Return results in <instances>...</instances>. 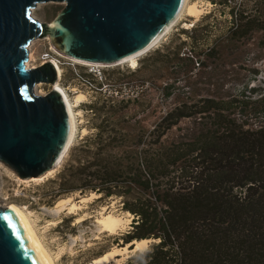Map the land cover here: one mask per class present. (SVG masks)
Wrapping results in <instances>:
<instances>
[{
  "label": "trees",
  "instance_id": "trees-1",
  "mask_svg": "<svg viewBox=\"0 0 264 264\" xmlns=\"http://www.w3.org/2000/svg\"><path fill=\"white\" fill-rule=\"evenodd\" d=\"M207 1L212 8L190 28L137 67L104 77L116 93L88 103L91 131L41 185L51 203L75 191L119 197L132 217L114 243L155 239L122 264H264V78L208 95L198 94L196 80L252 33L264 46V0ZM73 76L99 94L105 84L90 72ZM153 87L173 101L148 123L159 103L142 95ZM188 88L192 96H184ZM181 120L188 126L171 136Z\"/></svg>",
  "mask_w": 264,
  "mask_h": 264
},
{
  "label": "water",
  "instance_id": "water-1",
  "mask_svg": "<svg viewBox=\"0 0 264 264\" xmlns=\"http://www.w3.org/2000/svg\"><path fill=\"white\" fill-rule=\"evenodd\" d=\"M48 1L63 2L48 23L31 16L36 3ZM182 2L0 0V162L20 179L38 177L52 169L69 146L70 118L54 87L58 74L53 62L26 66L32 39L47 35L59 54L79 62L115 64L147 50ZM38 82L50 89L34 93ZM0 264H46L22 219L7 207H0Z\"/></svg>",
  "mask_w": 264,
  "mask_h": 264
},
{
  "label": "rangeland",
  "instance_id": "rangeland-1",
  "mask_svg": "<svg viewBox=\"0 0 264 264\" xmlns=\"http://www.w3.org/2000/svg\"><path fill=\"white\" fill-rule=\"evenodd\" d=\"M187 4V7L183 9V12L180 13L170 28L152 46L135 56L133 66L128 61H122L109 65L94 64V68L91 69L90 64L77 63L71 60L72 58L59 54L51 46L47 35L34 38L29 42L27 45V56L29 57L31 54L32 57L25 61L26 66H37L47 59L53 58L57 61L60 68L56 83L69 99L75 121L74 135H72L73 138L70 141V145L91 131L89 129L91 112L87 108L88 103L93 102L101 94L106 96L112 92L116 93L112 87L107 86L104 77L117 75L118 73L116 74L113 71L115 69L123 71L126 67L130 69L137 67L139 58L162 43L168 42L181 28H190L201 15L212 8L207 0H187ZM190 5H194L198 9L197 14L191 15L188 12L187 9H189ZM62 6L63 2L59 1L38 2L30 9V14L38 21L48 23L54 17L55 11L61 9ZM225 17L227 16H222V19ZM226 25V20L218 23V26L221 27ZM216 32L218 33V31ZM180 37L186 38L187 34L181 33ZM232 50H234V53L231 56H225L223 52L221 59L213 60L209 74L204 73L196 77L199 95H208L212 92L215 93V91L219 93L225 90L230 83H236L237 85L241 84V82H247L249 86L255 85L264 78V46L260 43L259 33H252L242 42V45L236 46ZM95 69H99V73L97 71L90 72V70ZM83 71L93 73L98 79L105 82L102 85L100 94L73 76L76 72ZM180 78L181 74L172 76V81L175 80V87L180 85L178 81ZM145 86L142 84L134 89H143ZM49 89L50 85L42 82L35 83L33 86V91L37 94H45ZM129 90L130 87L121 86L119 91L122 94H126ZM187 90L188 92L184 93V96H192L194 88H188ZM78 95H82L81 99L79 98L80 100H76ZM147 97H151L153 102H158L160 107V111L159 107L156 110H152V112L149 111L147 122L152 123L161 111L170 105L173 99L163 101L156 87L143 92L142 98L148 99ZM188 124L187 120H181L170 131L171 136L183 131V128L188 126ZM64 156L65 153L63 154ZM63 157L47 175L42 176V178L39 176L29 177L31 179L18 178L12 170L0 162V205L7 207L14 204L22 210L24 209V214L28 217L42 246L49 253L53 264H98L95 260L103 255L114 252L117 248H126L128 244L122 247L119 246L120 239H118V243H114L113 240L129 229L132 216L121 209L119 197L113 195L100 197V194H96L93 191L69 192L59 196L58 199L51 203L44 194L46 191L45 187H41V185L45 179L51 177L59 168L63 162ZM72 204L74 205L73 209H71ZM109 213L122 220L121 226L114 230L113 233L104 231L98 224V219L102 215H108ZM148 239H145L147 240L145 249L152 243ZM135 241L129 243L134 245L133 249L111 255L112 259L110 258L109 263L106 264H122L127 255L136 251L137 243ZM119 255L122 256L118 258Z\"/></svg>",
  "mask_w": 264,
  "mask_h": 264
},
{
  "label": "bare ground",
  "instance_id": "bare-ground-1",
  "mask_svg": "<svg viewBox=\"0 0 264 264\" xmlns=\"http://www.w3.org/2000/svg\"><path fill=\"white\" fill-rule=\"evenodd\" d=\"M187 0H183V2H182V5H181V7H180V9H179V11H178V13H177V15L174 17V19L164 28V30L160 33V35L158 36V38H157V40L170 28V26L174 23V21L178 18V16L180 15V13L181 12H183V9L185 8V7H187ZM188 10V12H190V14L191 15H194L197 11H198V9L194 6V5H190L189 6V9H187ZM197 14V13H196ZM156 40V41H157ZM155 41V42H156ZM154 42V43H155ZM153 43V44H154ZM152 44V45H153ZM151 45V46H152ZM155 46V45H154ZM139 54V53H138ZM138 54H135V55H130V56H128L127 58H125V59H123L122 61H128L129 63H130V65H132L133 66V64L135 63V56L136 55H138ZM142 55V54H141ZM32 56H31V54H30V56L28 57V58H31ZM64 57V56H63ZM71 59V58H70ZM52 62H53V64H54V66H55V68H56V71H57V74H58V76H59V74H60V68H59V66H58V64H57V61L55 60V59H50ZM71 60H73V61H75V62H77V63H81V64H87V63H83V62H79V61H77V60H75V59H71ZM122 61H120V62H122ZM89 64H91V63H89ZM94 65V64H93ZM96 65V64H95ZM54 87L61 93V95H62V97H63V100H64V102H65V104H66V106H67V110H68V113H69V118H70V124H71V132H70V136H69V138H68V143H69V145H70V141H71V139L73 138L72 137V135H74L73 134V132H74V117H73V113H72V109H71V103L69 102V99L67 98V96H66V94H65V92H63V90L58 86V84L57 83H55L54 84ZM81 97H82V95H78L77 97H76V100H78L79 98L81 99ZM79 99V100H80ZM67 151V150H66ZM66 151L64 152V153H66ZM61 160V159H60ZM59 160V161H60ZM59 161L56 163V165L59 163ZM50 171H52V169H50V170H48V171H46L44 174H42V175H40L39 177H41L42 178V176H45V175H47ZM31 178H34V177H31ZM31 178H29V179H31ZM92 195H94V194H92ZM86 200V199H85ZM63 201V200H62ZM60 206V205H59ZM0 207H2L1 205H0ZM73 207H74V205L72 204V206H71V209H73ZM7 208H11L12 210H14L16 213H17V215L22 219V221L24 222V224H25V226H26V228H27V231H28V233H29V235H30V237L32 238V240L34 241V243H35V245H36V247H37V249L39 250V252H40V254H41V256L43 257V259L45 260V262H46V264H53V261H52V259H51V257H50V255H49V253L44 249V247L42 246V244H41V242H40V240H39V238H38V236L36 235V233H35V231L33 230V227H32V225H31V223H30V221H29V219H28V217L24 214V212H23V210L19 207V206H17V205H14V204H11V205H9V206H7ZM98 224H100V226H101V228L104 230V231H107V232H114V230H116L117 228H119V226H121V224H122V220H121V218H119V217H117V216H115V215H113V214H111V213H109L108 215H102V217L100 218V219H98ZM124 224V223H123ZM118 231V230H117ZM146 241L147 240H141V241H135L137 244H136V249L135 250H140V251H142V250H144L145 249V245H146ZM132 245V248L131 249H133L134 248V245L133 244H131ZM131 249H129V250H131ZM125 251H127V249L126 248H122V249H118L117 248V250H115L114 252H111V253H108V254H105V255H103L102 257H100L99 259H97V260H95V262H97L98 264H106V263H109V260H110V258H111V255H114V254H120V253H124ZM112 259V258H111Z\"/></svg>",
  "mask_w": 264,
  "mask_h": 264
},
{
  "label": "built area",
  "instance_id": "built-area-1",
  "mask_svg": "<svg viewBox=\"0 0 264 264\" xmlns=\"http://www.w3.org/2000/svg\"><path fill=\"white\" fill-rule=\"evenodd\" d=\"M87 64H89V63H87ZM90 67L92 69V68H94V65L93 64H90ZM95 71H97L99 73V69L90 70V72H95Z\"/></svg>",
  "mask_w": 264,
  "mask_h": 264
},
{
  "label": "crops",
  "instance_id": "crops-1",
  "mask_svg": "<svg viewBox=\"0 0 264 264\" xmlns=\"http://www.w3.org/2000/svg\"><path fill=\"white\" fill-rule=\"evenodd\" d=\"M121 256H122V255H119L118 258L121 257ZM118 258H116V259H118Z\"/></svg>",
  "mask_w": 264,
  "mask_h": 264
}]
</instances>
